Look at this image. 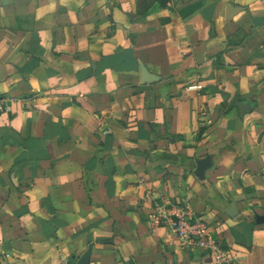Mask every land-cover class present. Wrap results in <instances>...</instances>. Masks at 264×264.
<instances>
[{
    "label": "crops",
    "instance_id": "crops-1",
    "mask_svg": "<svg viewBox=\"0 0 264 264\" xmlns=\"http://www.w3.org/2000/svg\"><path fill=\"white\" fill-rule=\"evenodd\" d=\"M0 100V264H264V0H0Z\"/></svg>",
    "mask_w": 264,
    "mask_h": 264
},
{
    "label": "built area",
    "instance_id": "built-area-1",
    "mask_svg": "<svg viewBox=\"0 0 264 264\" xmlns=\"http://www.w3.org/2000/svg\"><path fill=\"white\" fill-rule=\"evenodd\" d=\"M2 110L3 101L0 100V113ZM154 220L168 228L183 247L206 250L214 264H230L229 252L211 238L204 222L188 208L163 201L155 209Z\"/></svg>",
    "mask_w": 264,
    "mask_h": 264
},
{
    "label": "water",
    "instance_id": "water-1",
    "mask_svg": "<svg viewBox=\"0 0 264 264\" xmlns=\"http://www.w3.org/2000/svg\"><path fill=\"white\" fill-rule=\"evenodd\" d=\"M86 257H87V254H85V255L81 258V260L79 261L78 264H86Z\"/></svg>",
    "mask_w": 264,
    "mask_h": 264
}]
</instances>
